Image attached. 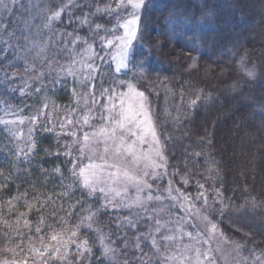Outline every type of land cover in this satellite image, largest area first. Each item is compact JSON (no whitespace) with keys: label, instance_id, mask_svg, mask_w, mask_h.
I'll list each match as a JSON object with an SVG mask.
<instances>
[{"label":"snow or ice","instance_id":"1","mask_svg":"<svg viewBox=\"0 0 264 264\" xmlns=\"http://www.w3.org/2000/svg\"><path fill=\"white\" fill-rule=\"evenodd\" d=\"M147 3L148 0H86L88 11L73 17L74 8H84V4L77 3V0H63L53 7L51 0H43V7L36 5L42 24L33 26L29 20L20 38L16 39L15 33L8 32L0 24V32H6L8 36V39L0 36V83L16 81L17 72L8 71L13 60L23 62L25 73L20 81L21 86L10 87V92L19 91L21 97L39 94L43 91L45 77L53 83L72 77L84 89L83 92L73 89L76 108L63 107L65 115L59 117L58 125L54 124L53 127H58V136L71 138L65 145L63 155L71 164L69 172L73 181L57 198L70 196L77 189L89 198L86 201H76L80 208L76 212L78 219L74 225L69 224L73 216V212L69 211L66 213L68 219L60 217L56 222L59 229L41 217L34 230L27 218L28 212L46 209L52 202L51 196L33 193L29 200L28 192L17 191L6 201H0V215L14 216L17 224L23 221L24 227L30 233L34 232L40 244L36 247L31 235L27 245L23 239L12 238L9 232L11 226L5 222L3 229H0V234L4 237V246L0 247V264H92L97 256L94 248L99 249L100 264H114L118 255L117 249L113 247L115 241L111 240L109 234L94 227L100 210L107 211L109 208H138L142 213H147H137L135 220L125 217L128 225L134 229L140 220L146 219L150 223L154 221L147 232L135 238L138 253L136 260L141 264H217L216 253H220L222 249L219 244L213 249L211 244L218 234L223 239V233L220 232L215 217L226 215L230 205L223 198L222 191L214 185L209 190L197 181L195 194L190 193L186 177L180 181L182 188H173L172 181L169 180L166 195L159 191L158 181L169 173L164 145L148 96L131 81L115 77L110 87L101 88L99 95L106 102L100 105V112L95 111L99 101L94 91L93 81L96 77L93 73L100 71L96 61H104L107 56L115 62L117 73L128 68L133 42L142 33ZM10 7L23 8L24 5L22 0H0V10L7 13ZM65 12L68 13L69 22L77 24L72 32L55 28ZM207 14L211 15V9H208ZM95 17H105L107 23L95 22ZM203 22L201 19L199 23ZM172 23L174 29L182 30L186 27L184 22ZM80 28H86L87 34L80 35ZM45 32L47 36L41 41L39 37ZM33 36L37 38L34 39ZM196 43L194 40V44ZM50 46L57 50L51 58L48 56ZM9 52L13 53V59H6ZM59 57L65 58L63 63ZM246 61V56L240 58V70L247 79H257L255 65L249 67ZM37 64L40 65L39 68L36 67ZM135 66L142 69L143 61ZM191 66L195 67V61ZM140 78H143V71L140 72ZM36 81H40L41 86L33 89ZM235 87L237 86L233 85ZM202 98L210 99L198 94L189 101V107L198 106V101ZM48 99L47 93L38 97L43 106L34 110L30 116L21 115L23 108H13L10 104L5 106L7 101H0V113H3L0 125L17 141V159H27L33 153L34 132L42 118L44 130H52L48 125L53 124V114L60 111L62 106L53 103L49 111ZM260 110L264 111V107ZM77 111L81 113L79 117L76 115ZM211 170L210 168L209 171ZM56 172L60 173L61 169L56 168ZM5 175L10 174L0 172V176ZM154 181L157 182L155 187ZM2 186L4 185H0ZM209 195L212 197L211 201ZM165 200L170 203L163 204ZM92 201H96L99 208H94ZM156 202L163 206L152 207L150 212V206ZM3 204L7 207H3ZM246 206L254 210L259 207V203L253 197L238 210ZM21 207L27 211L17 214ZM71 208L75 209L76 205H71ZM193 218L203 226L202 229L192 223ZM188 225L197 230L189 231ZM82 229L87 230L85 235L94 234L92 238L81 239ZM16 235H22L19 229H16ZM142 240L150 242L151 253L144 251ZM232 243L239 255L241 245L235 241ZM123 246L124 249L128 248L127 240ZM124 264H128V261L125 260ZM253 264H264V254H256Z\"/></svg>","mask_w":264,"mask_h":264},{"label":"trees","instance_id":"2","mask_svg":"<svg viewBox=\"0 0 264 264\" xmlns=\"http://www.w3.org/2000/svg\"><path fill=\"white\" fill-rule=\"evenodd\" d=\"M22 2L23 8L10 7L7 13L0 11V24H3L8 32L15 33L16 39L24 34L29 20L33 26L42 24L36 5L43 7V0H22ZM60 2L63 0H51L53 7ZM77 3L84 4L85 7L74 8L73 17L81 16L88 11L86 0H78ZM255 3L256 1L253 0H148L143 14L142 33L140 38L133 42L128 69L117 73L115 63L106 56L104 61H96L100 71L94 73L96 79L93 81L99 101L95 108L96 112H100L102 110L100 105L105 103L99 95L101 88L110 87L115 77L131 81L138 90L148 96L164 144L168 172L170 175L176 173L171 175L175 185L182 188L180 181L186 177L189 180L190 193L195 194L197 181L203 183L206 189L211 190L214 185L222 191L223 198L230 207L226 215L215 217L219 230L228 241L243 245V256L249 264H253L256 254H264V123H260L261 127L257 125L261 130L256 131L254 138L248 140L244 138L243 141L242 114L245 112L243 109H251V103H244V106L233 114L230 105L222 113L221 121H217V118L207 120L204 112L207 109H215L216 99L224 100L221 93L223 89L228 88L237 91L234 99L254 98L253 104L257 107L255 115L261 120L264 118V111L260 110L264 107V31L261 38L257 37L255 40L245 42V37L251 35L247 32L248 25H253L259 32L264 27V22L259 24L254 21L255 19L253 20L257 12ZM208 9H211V15L207 14ZM229 18H231L230 23H228ZM201 19L204 21L202 24L199 23ZM258 19L260 16H257L256 20ZM94 20L107 23L105 17H95ZM173 21L184 22L186 27L182 30L174 29ZM221 22H227V25L222 26ZM55 28L59 31L72 32L77 28V24L70 23L68 13L65 12ZM78 32L84 36L87 34V29L80 28ZM0 36L8 39L6 32H0ZM46 36L45 32L39 39L43 41ZM33 38L37 37L33 36ZM241 38L245 39L240 43ZM56 51V48L50 46L49 58ZM97 51H99L98 46ZM219 52H224L225 56ZM244 56L247 57L246 62L249 67L255 65L258 72L257 79H247L240 70L239 61ZM6 59H13V53L9 52ZM59 59L62 63L65 60L64 57ZM140 61H143L142 69L135 66ZM194 61L195 67H192ZM36 67L39 68L40 65L37 64ZM8 71L17 72V79L14 83H0V101H7L5 106L10 104L13 108H23L21 115L30 116L34 110L42 108L43 105L38 97H43L47 93L49 111L53 103L62 107L53 114V124L48 125L51 131L44 130L42 118L34 132L35 148L27 159H17L15 155L17 141L10 136L4 126L0 125V172L10 174L0 176V185H4L0 187V201H6L17 191L28 192L29 200L32 199L33 193L48 195L52 197V202L46 209L28 212L27 218L31 222V228L34 230L42 217L48 224L59 229L56 222L60 217L68 219L66 213L69 211L73 212L69 224L74 225L78 219L76 212L80 208L76 201H86L89 198L79 189L72 191L70 196L57 198L58 194L73 181L69 172L71 164L63 155L65 145L71 138L58 136L59 129L53 125H58V118L65 115L63 107L76 108L73 89L76 88L81 92L84 89L72 77L62 79L59 83H53L51 79L45 77L41 93L21 97L19 91L12 93L9 88L21 86L20 81L25 76L23 62L13 60ZM141 71L143 78H140ZM233 85L237 87L233 88ZM40 86V81L33 83V89ZM198 94L210 99L202 98L198 101V106L189 107V101ZM256 94H261V98L256 97ZM2 115L3 113H0V116ZM76 115L79 117L81 113L77 111ZM226 115H229L230 123L235 126L233 148L237 149L238 146L243 148V155L241 156L240 153L242 159L238 157V162L231 156L235 152L230 149L228 140L226 143L230 130ZM177 116L179 119H176ZM196 153L201 155L197 156ZM56 168H60L61 172L57 173ZM253 197L259 203V207L253 210L246 206L238 210ZM211 199L209 195V200ZM74 204L76 208L72 209L71 205ZM2 206L7 207L6 204ZM92 206L99 208L96 201H92ZM25 211L27 210L21 207L17 214ZM137 213L147 215L133 208L107 211L101 209L98 213L99 219L94 227L109 234L111 240L115 241L113 247L117 249L118 255L114 264H124L125 260L128 264H141L136 260L138 253L135 249V238L147 232L154 221L150 223L146 219L140 220L134 229L128 225L125 217L135 220ZM245 220L251 221L252 226L247 225ZM5 222L11 226L9 232L12 238L23 239L27 245L28 237L31 235L35 246H40L34 232L30 233L24 227L23 221L17 224L14 216L0 215V229H3ZM16 229H19L21 236L16 235ZM86 231L81 230V239H91L94 235L92 233L85 235ZM125 240L128 241L127 249L123 246ZM3 246L4 237L0 234V247ZM141 246L146 253L152 252L149 241L142 240ZM94 252L97 256L94 257L92 264H100L99 249L94 248Z\"/></svg>","mask_w":264,"mask_h":264},{"label":"rangeland","instance_id":"3","mask_svg":"<svg viewBox=\"0 0 264 264\" xmlns=\"http://www.w3.org/2000/svg\"><path fill=\"white\" fill-rule=\"evenodd\" d=\"M253 1L254 2L256 1V3H255V9L257 11L255 17L253 18V20L255 19L254 20L255 22L261 24L262 22H264V4H263L264 3V0H253ZM257 13H259V14H257ZM257 16H260V19L256 20ZM230 21H231V18L228 19V23H230ZM221 25L222 26H225V25H227V22H221ZM247 27H248V31L247 32H248V34L251 33V35L245 37L246 38L245 42H247L248 40H252V39L255 40V38H257V37L261 38L262 31H264L263 30L264 27H263L262 30H260V32L253 25H251V26L248 25ZM239 33H240V35L242 34L240 31H239ZM244 34H247V33L244 32ZM245 38H241L240 39V43L243 42L242 40H244ZM132 50H133V48L131 49V53H132ZM219 53L221 55L225 56L224 52H219ZM115 68H116V65H115ZM126 69H128V68H126ZM126 69H122L120 71V73L121 72H124ZM93 75H94V73H93ZM236 92L237 91H232V90H229L228 88H227V90L223 89L221 94H222V98L224 100H222V99L220 100L219 98H217L216 99L217 104H216V106H214L215 109L213 108L215 112H213V109H209V110L208 109L207 110L205 109L206 111L204 112V114H205L204 116L207 118V120H210L212 118H217V121H219V120L221 121V118H222L221 115H223L222 113H224L225 109L227 107H229L230 105H232L230 107L232 109L231 112L233 114L234 112H237L238 111V108L244 106V103H248V104L251 103L252 104V108L250 107L251 109H243L245 112L243 111L244 113L242 114L244 116V119H243L244 121H242V124H243V127H244L242 129V131H243L242 132V135H243L242 136V139L244 141V138L248 140V139L254 138L256 136V131L261 130L258 126H260V123H264V118H262V120H261L260 117L259 118L256 117L255 114H256V111H257V107H255L254 104H253L254 98L251 99V97H244V98H242V100L241 99H238L237 100V99H234L236 97V94H235ZM232 95H234V97H231ZM256 97L261 98V94H256ZM211 113H212V115H209ZM225 117L226 118L228 117L227 118L228 119L227 121L229 123L227 124V126L230 129L229 130V134L227 135V138H226V143H227V140H228V144H230V146H231L230 149L235 152V153L231 154V156L234 157L235 161L238 162V159H237L238 157L242 159V157H240V153H241V156H242L243 155L242 154L243 153V148L240 147V146H238V145H236V146H238L237 149L236 148H233V145H235V144L232 141V139H234L235 136H236L235 133H234V127L235 126L232 123H230V121H229V115H226ZM5 118L14 119L15 117H5ZM251 124H253V125L255 124V125L252 126ZM26 127H27V125L25 126V128ZM224 127H225V125H224ZM25 136H26V131H25ZM161 142H162V140H161ZM162 144H163V142H162ZM164 153H165V150H164ZM166 160H167V158H166ZM160 171L163 172V169H161ZM167 172H168V167H167ZM169 180L172 181V185L171 186L173 188H177V185H175L174 180H172L170 174L164 176L162 180L158 181V183L160 185L159 191L162 194H164V195H166L165 189L169 187V185H168V181ZM156 183L157 182H155V181L153 182L154 187H155V184ZM169 203L170 202L167 201V200H165L163 202V204H165V205L166 204H169ZM162 206H163L162 204H160L159 202H156V203H154L153 205L150 206L149 211L151 212V208L152 207L159 208V207H162ZM109 209H111V208H109ZM133 209H138V208H133ZM138 211H141L142 212L141 209H138ZM244 222L247 225L252 226V222L251 221L245 220ZM192 223L197 224V228L198 229H202V227H203L202 225L199 224L198 221L195 220V218H193ZM187 227H188V230L189 231L195 232L197 230V229H193L191 227V225H188ZM225 240L227 242H225ZM217 244H219L220 247H221V249H222V251L220 253H216L217 264H249L247 262V260L243 256V250H242L243 245L242 244L239 243L241 245V249H240V254L239 255H237L236 251L234 250L235 249V244L232 243V242H230V241H228L224 236H223V239H222L219 236V234H218L216 236V238L213 240V242L211 244V247L213 249H215L217 247ZM204 247H207V245H204Z\"/></svg>","mask_w":264,"mask_h":264}]
</instances>
